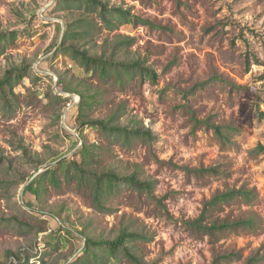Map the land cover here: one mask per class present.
Returning <instances> with one entry per match:
<instances>
[{"label":"rangeland","instance_id":"1","mask_svg":"<svg viewBox=\"0 0 264 264\" xmlns=\"http://www.w3.org/2000/svg\"><path fill=\"white\" fill-rule=\"evenodd\" d=\"M109 1L157 26L128 25L102 36L133 38L128 59L154 70L155 84L139 77L124 85L89 79L82 68L55 55L61 25L42 19L73 20L75 14L54 13V2L40 17L52 0H0V31L17 33L0 58V79L21 65L28 72L12 108L0 110V264H25L26 257L28 264H56L83 244L72 231L113 240L122 230L144 236L132 246L147 264H247L251 259L264 264V153L256 151L264 147V0ZM44 56L36 70L52 75L35 70ZM60 75L73 79V86L81 88L86 81L96 89L100 100L93 119L108 117L124 103L127 115L121 123L132 127L137 120L151 138L125 144L97 129L83 128L80 134L79 97L55 92V83L61 91ZM55 95L66 103L57 104ZM196 121L224 127L226 138L219 140ZM19 141L28 149L26 156ZM84 142L100 147L93 168L135 174L154 182L152 192L122 188L107 205L110 213H98L75 182L63 180L60 189L47 183V192L37 198L32 175L79 162ZM212 167L219 174L195 172ZM232 189L253 195L218 205L207 215V225L253 219V228L211 236L187 228L206 202ZM227 255L232 258L225 260Z\"/></svg>","mask_w":264,"mask_h":264},{"label":"trees","instance_id":"2","mask_svg":"<svg viewBox=\"0 0 264 264\" xmlns=\"http://www.w3.org/2000/svg\"><path fill=\"white\" fill-rule=\"evenodd\" d=\"M51 11L60 14L71 12L76 15L73 20L61 17L65 24V30L62 42L55 55L59 53L64 59L70 60L82 68L89 79L97 78L103 84H109L113 80L118 85H124L136 77L147 79L152 84L157 82V73L146 66L142 60L128 59V48L132 46L133 38L120 34L112 36L111 39L102 38L104 33L112 35L128 25L144 24L153 28H156V25L134 15L129 8L111 4L109 0H56ZM16 39L17 33L15 31H0V58L5 55ZM99 40L102 42L99 43ZM255 62H257L256 59ZM249 64L247 58L246 66H249ZM27 78L28 72L21 65L10 69L0 79L1 111H8L12 108V102L17 95L16 88ZM57 82L61 91L79 97L76 119L79 122L80 134L83 128L97 129L102 135L116 140H123L125 144H129L136 139L146 140L151 138L150 131L144 129L139 121L133 120L132 127L121 123L127 115L124 103L119 104L108 117L93 119L92 115L100 98L92 84L85 81L81 88L80 84L73 86V79L68 80L62 75L58 76ZM52 100L62 106L66 103L64 97L57 95L53 96ZM196 124H204L210 128L219 140L226 138L224 127L209 125L207 121H196ZM18 144L19 150L23 156H26L28 149L22 141H19ZM99 149L98 145L84 142L78 151L79 162L68 161L65 163L63 170H60L61 163H58L57 167H52L39 174L34 181L36 197L39 198L47 192V183L51 184L54 189H60L63 180L67 184L75 182L77 188H83L88 193L92 205L98 213H110L112 209L107 205L113 197L120 194L122 188L128 187L139 193L150 194L152 192L154 182L142 181L135 174L120 176L111 169L98 171L93 168L97 159L96 152ZM256 151L264 153V147L258 146ZM195 172L206 175L219 174V171L214 167L199 169ZM252 195L251 191L244 189H232L218 194L204 204L198 218L187 221L185 225L190 230L209 234L210 236L212 233L227 229L253 228V219L232 224H216L213 222L207 225V215L215 210L218 205L228 203L235 198L249 200ZM40 232H42L41 229ZM71 233L79 238H84V241L81 251L78 252L79 245L77 251L69 255L70 258L77 253L68 264H111L120 259H125L130 264H147L136 255L132 246L133 243L144 238L139 233L122 230L113 240L93 238L85 231H72ZM54 246L55 252L60 250L58 242H55ZM69 258L67 256L60 257L56 264L61 260L67 263L66 259ZM223 258L230 260L232 255ZM28 260V257H26L25 264H28ZM249 261L247 264H250L251 261H253V264L255 260L251 259Z\"/></svg>","mask_w":264,"mask_h":264},{"label":"water","instance_id":"3","mask_svg":"<svg viewBox=\"0 0 264 264\" xmlns=\"http://www.w3.org/2000/svg\"><path fill=\"white\" fill-rule=\"evenodd\" d=\"M55 1H56V0H52V2H51L49 5L43 7V8L40 10V12H39V16L42 17V16H41L42 12H44L46 9H48L50 6H52L53 3H54ZM42 19H44V20H46V21L59 22L60 25H61V31H60L59 41H58V43H57V45H56V47H55V49H54V51H56V50L58 49V47L60 46L61 40H62V38H63V34H64V30H65V24H64L63 21H61V20H59V19H55V18H43V17H42ZM45 57H46V56L40 58V59L35 63V70H36V65H37V63H38L39 61L43 60ZM36 71H37L38 73H42V74H44V75H52V74L49 73V72L38 71V70H36ZM56 87H57V86H56V83H55L54 86H53V88H54L55 92H56L58 95H64V96L70 97V98H72V99L74 98V94L66 93V92H63V91L58 92V91L56 90ZM74 105H75V102H73L70 106H74ZM70 106H69V107H70ZM69 107H68V108H69ZM67 110H68V109H66V111H67ZM66 111H65V112H66ZM65 112H64V114H63V116H62V121H63V126H64V128H66V129L68 130V128L64 125L65 117H66V113H65ZM55 163H56V162H55ZM41 173H42V171H37L36 173H34V174L32 175V177L30 178L29 181L35 179V178H36L39 174H41ZM27 185H28V183H26V184L23 186L22 191H21V194L23 193V191H24V189H25V187H26ZM21 202H22V204H24L23 201H21ZM82 239H83V241H84V238H82ZM82 248H83V244L80 246L78 252L81 251ZM76 254H77V253H75V254L73 255V257H72V258H71L66 264H68V263H69V262L75 257Z\"/></svg>","mask_w":264,"mask_h":264}]
</instances>
